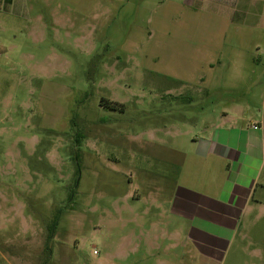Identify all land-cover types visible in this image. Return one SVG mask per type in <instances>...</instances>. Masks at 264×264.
<instances>
[{"label": "rangeland", "instance_id": "obj_1", "mask_svg": "<svg viewBox=\"0 0 264 264\" xmlns=\"http://www.w3.org/2000/svg\"><path fill=\"white\" fill-rule=\"evenodd\" d=\"M28 2L0 23V264L48 246L49 264H142L131 236L167 260L173 232L179 264H264L263 188L211 260L170 215L202 120L236 103L259 117L256 36L204 0Z\"/></svg>", "mask_w": 264, "mask_h": 264}, {"label": "crops", "instance_id": "obj_2", "mask_svg": "<svg viewBox=\"0 0 264 264\" xmlns=\"http://www.w3.org/2000/svg\"><path fill=\"white\" fill-rule=\"evenodd\" d=\"M28 1L0 0V23L6 14L27 17ZM204 1L211 3L210 7L212 3L218 5L217 10L230 26L238 28V32L239 28H247L256 36L255 43L250 41L254 45L252 61L256 65L250 88L264 91V0ZM238 53L228 51L218 64L223 65V58H233ZM254 106L259 117L248 124L246 112L253 107L246 108L239 103L227 106L213 120H202L203 128L190 140L188 151L182 153L184 157L171 197L170 215L186 222L188 244L206 260H211L235 233L242 215L261 203L257 192L264 189V99L261 106ZM255 124L259 129L253 128ZM131 237L125 244L134 252H130L127 259L136 255L142 264H150L151 260L155 264H179L175 232L170 235L167 260L154 253L157 245L149 239L146 243L142 241L139 247V242ZM141 247L144 252L139 254L137 251L142 250Z\"/></svg>", "mask_w": 264, "mask_h": 264}, {"label": "trees", "instance_id": "obj_3", "mask_svg": "<svg viewBox=\"0 0 264 264\" xmlns=\"http://www.w3.org/2000/svg\"><path fill=\"white\" fill-rule=\"evenodd\" d=\"M59 217L56 218V220L54 221V223L50 226V236H49V240H52V235L56 229V226H57V221H58ZM51 257H52V249L48 246L46 248V257H45V260H44V263L43 264H49L50 260H51Z\"/></svg>", "mask_w": 264, "mask_h": 264}, {"label": "built area", "instance_id": "obj_4", "mask_svg": "<svg viewBox=\"0 0 264 264\" xmlns=\"http://www.w3.org/2000/svg\"><path fill=\"white\" fill-rule=\"evenodd\" d=\"M254 129H259V126L257 124L254 125Z\"/></svg>", "mask_w": 264, "mask_h": 264}]
</instances>
